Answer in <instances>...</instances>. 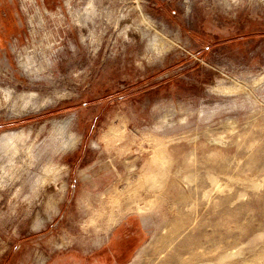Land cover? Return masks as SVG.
<instances>
[{
  "label": "rangeland",
  "instance_id": "374dc122",
  "mask_svg": "<svg viewBox=\"0 0 264 264\" xmlns=\"http://www.w3.org/2000/svg\"><path fill=\"white\" fill-rule=\"evenodd\" d=\"M0 264H264V0H0Z\"/></svg>",
  "mask_w": 264,
  "mask_h": 264
},
{
  "label": "bare ground",
  "instance_id": "6f19581e",
  "mask_svg": "<svg viewBox=\"0 0 264 264\" xmlns=\"http://www.w3.org/2000/svg\"><path fill=\"white\" fill-rule=\"evenodd\" d=\"M29 95H31V94H29ZM69 136L71 137L70 142H71V147H72V146H74V144L77 141V139L75 138L76 136H74V135L69 134ZM54 206H55L54 207V210L57 213V211H58L59 208L56 205H54Z\"/></svg>",
  "mask_w": 264,
  "mask_h": 264
}]
</instances>
